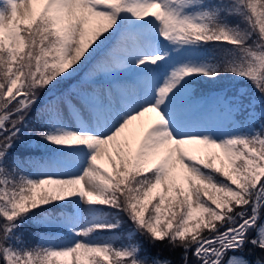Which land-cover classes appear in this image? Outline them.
I'll return each mask as SVG.
<instances>
[{"label":"snow or ice","instance_id":"6c2138e0","mask_svg":"<svg viewBox=\"0 0 264 264\" xmlns=\"http://www.w3.org/2000/svg\"><path fill=\"white\" fill-rule=\"evenodd\" d=\"M0 264H264V0H0Z\"/></svg>","mask_w":264,"mask_h":264},{"label":"trees","instance_id":"16d2710c","mask_svg":"<svg viewBox=\"0 0 264 264\" xmlns=\"http://www.w3.org/2000/svg\"><path fill=\"white\" fill-rule=\"evenodd\" d=\"M228 47L226 44H208L204 46V49L210 50L213 53L209 56L210 59H213L215 61H218L221 56H220V50L223 48ZM207 82V78H205V81L202 83ZM242 85H247L245 81L242 79H237L231 75H221L218 78V81L215 85H212L211 83H208L209 87H229V88H234L236 86H242ZM249 87V86H248ZM55 211V210H54ZM121 219H124L123 216H121ZM40 226L38 223H35L33 221L32 216L30 215L27 217L25 220L20 222V228L18 229V234L22 235L24 239L29 243V244H35L39 242V237H42L40 234ZM132 228V225L130 222L127 220H124L123 226L120 229L119 237H124L127 235L128 231ZM136 239L140 241L144 248L147 251L155 252L156 249L158 248H164L165 245H160L157 244L155 246L148 244V241L142 237V236H137ZM118 241H121V243L126 242V240H121L118 239ZM167 251V250H165Z\"/></svg>","mask_w":264,"mask_h":264},{"label":"rangeland","instance_id":"374dc122","mask_svg":"<svg viewBox=\"0 0 264 264\" xmlns=\"http://www.w3.org/2000/svg\"><path fill=\"white\" fill-rule=\"evenodd\" d=\"M156 9H152V11H155ZM235 78H237V77H235ZM237 79H241V78H237ZM243 80V79H242ZM243 81H245L246 83H248V86H249V88H251L252 87V85H251V82L250 81H247V80H243ZM43 95V94H42ZM155 113H146L145 114V116L142 118L143 119V121L145 122V124L147 125V124H149V123H151V121L155 118ZM209 150L208 149H201L200 151H198V152H193L192 154L193 155H196V156H198V157H202V156H205L206 154H207V152H208ZM211 151H216V152H218L219 151V149H212ZM81 207H83V205L81 206ZM109 219H111V216L109 217ZM67 233H69V235H63L64 237L58 242V241H52V242H54V243H56V244H62V243H64V242H66L68 239H71V235H70V230H68L67 229ZM119 233H120V230H119V232H117V233H98L97 234V236L99 237V236H103V237H108V236H116V237H119ZM93 238H96V237H93ZM116 243L119 245V244H121V241H118V239L116 240Z\"/></svg>","mask_w":264,"mask_h":264}]
</instances>
